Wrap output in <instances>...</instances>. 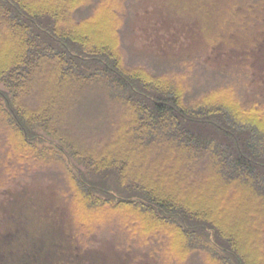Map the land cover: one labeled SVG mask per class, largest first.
I'll return each mask as SVG.
<instances>
[{"label": "trees", "instance_id": "1", "mask_svg": "<svg viewBox=\"0 0 264 264\" xmlns=\"http://www.w3.org/2000/svg\"><path fill=\"white\" fill-rule=\"evenodd\" d=\"M157 4L201 34L219 15L216 39L139 47ZM262 36L264 0H0L9 182L41 178L54 153L85 246L106 234L131 262L264 264V93L247 63L204 54Z\"/></svg>", "mask_w": 264, "mask_h": 264}, {"label": "rangeland", "instance_id": "2", "mask_svg": "<svg viewBox=\"0 0 264 264\" xmlns=\"http://www.w3.org/2000/svg\"><path fill=\"white\" fill-rule=\"evenodd\" d=\"M186 20L181 10L157 4L149 21L143 22L148 39L144 44L140 41L139 47L165 53L176 47L175 51L186 52L216 39L219 15L213 16L211 27L205 24L202 34L198 24ZM170 41L174 46L169 47ZM214 43L204 50L208 61L215 67L247 63L253 76L251 86L264 93V36L253 44L237 39ZM44 156L41 178L9 182L2 165L6 154L0 151V264H146L131 262V254L121 252L106 234H100L96 244L85 246L88 221L64 195L67 187L51 178L54 172L64 171L61 157Z\"/></svg>", "mask_w": 264, "mask_h": 264}]
</instances>
